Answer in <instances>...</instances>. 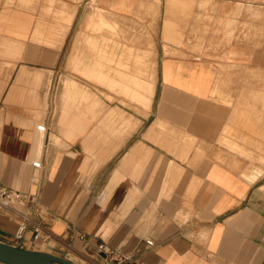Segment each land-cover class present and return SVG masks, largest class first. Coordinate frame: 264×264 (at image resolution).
Wrapping results in <instances>:
<instances>
[{
	"label": "crops",
	"instance_id": "1",
	"mask_svg": "<svg viewBox=\"0 0 264 264\" xmlns=\"http://www.w3.org/2000/svg\"><path fill=\"white\" fill-rule=\"evenodd\" d=\"M10 2L0 185L50 236L18 241L0 213V242L74 264H264V3Z\"/></svg>",
	"mask_w": 264,
	"mask_h": 264
},
{
	"label": "built area",
	"instance_id": "2",
	"mask_svg": "<svg viewBox=\"0 0 264 264\" xmlns=\"http://www.w3.org/2000/svg\"><path fill=\"white\" fill-rule=\"evenodd\" d=\"M35 166H37V164H35ZM19 200L20 196L18 193L0 185V213L19 219V225L15 232L16 240H21L28 226H31L32 241L45 243L49 239V231L44 229L42 226L33 223L27 215L20 211L17 206ZM146 243L149 246L152 245L149 241ZM98 251L105 254L109 252L104 245H99Z\"/></svg>",
	"mask_w": 264,
	"mask_h": 264
},
{
	"label": "water",
	"instance_id": "3",
	"mask_svg": "<svg viewBox=\"0 0 264 264\" xmlns=\"http://www.w3.org/2000/svg\"><path fill=\"white\" fill-rule=\"evenodd\" d=\"M0 264H74L63 258L0 242Z\"/></svg>",
	"mask_w": 264,
	"mask_h": 264
},
{
	"label": "bare ground",
	"instance_id": "4",
	"mask_svg": "<svg viewBox=\"0 0 264 264\" xmlns=\"http://www.w3.org/2000/svg\"><path fill=\"white\" fill-rule=\"evenodd\" d=\"M94 5H95V4H94ZM138 6H139V5H138ZM143 6H144V5H143ZM50 7H51V6H50ZM51 8H52V7H51ZM98 9H99V8H98ZM43 11L45 12V10H43ZM105 12H106V11H105ZM46 13H48V12H46ZM46 13H45V14H46ZM48 14H49V13H48ZM48 14H46V15H48ZM53 15H55V14H53ZM55 17H56V16H55ZM57 17H58V16H57ZM61 17H62V20H63V18H64L65 16H64V17L61 16ZM119 17H120V16H119ZM65 18H67V17H65ZM67 23H68V22H67ZM99 23H100V22H98V23H92V22H91V24H95V25H96V24H99ZM62 24H63V23H62ZM87 25H88V24H87ZM152 25H153V24H152ZM87 27H88V26H87ZM53 29H54V28H53ZM51 31H52V30H51ZM87 31H89V30H87ZM94 31H95V30H94ZM96 31H97V29H96ZM96 33H98V32H96ZM90 34H92V33H90ZM94 35H95V34H94ZM86 36H87V35H86ZM81 37H82V36H81ZM89 37H90V36H89ZM82 38H83V37H82ZM99 38H100V37H99ZM28 40H29V39H28ZM94 40H95V39H94ZM30 41H31V40H30ZM90 41H91V40H90ZM90 41H89V42H90ZM98 41H99V40H98ZM105 41H106V40L104 39V42H105ZM44 42H45V41H44ZM51 42H52V41H51ZM87 42H88V39H87ZM91 42H92V41H91ZM91 42H90V43H91ZM101 42H103V41H101ZM35 43H36V42H35ZM78 43H79V42H78ZM92 43H94V41H93ZM92 43H91V44H92ZM95 43H97V41H95ZM47 44H48V43H47ZM85 44H86V42H85ZM88 44H89V43H88ZM100 45H101V43H100ZM103 45H104V44H103ZM73 46H74V45H73ZM89 46H90V45H89ZM98 46H99V43H98ZM101 46H102V45H101ZM101 46H100V47H101ZM112 46H113V45H112ZM154 46H155V45H154ZM90 48H91V47H90ZM91 49H92V48H91ZM88 50H89V49H88ZM92 50H93V49H92ZM96 50H97V49H96ZM101 50H102V47H101ZM76 51H77V50H76ZM103 52H104V50H103ZM77 53H78V52H76V55H77ZM99 53H100V56H99V55H97V56H99L100 58H98V57L96 56V57L99 59V60L97 59L98 61H100V59L102 58V57H101V52H99ZM97 54H98V52H97ZM71 55H72V54H71ZM75 57H76V56H74L73 58H75ZM76 58H77V57H76ZM76 58H75V59H76ZM75 59H74V60H75ZM103 59H104V58H103ZM103 59H101V60L103 61ZM78 60H79V58H78ZM93 60H94V59H93ZM104 60H105V59H104ZM112 60H113V59H112ZM103 62H104V61H103ZM106 62H107V61H106ZM108 62H110V61H108ZM72 63H73V61H72ZM77 63H78V62H77ZM79 63H80V62H79ZM113 63H114V60H113ZM113 63H111V64H113ZM73 64H74V63H73ZM96 64H97V63H96ZM98 64H99V63H98ZM75 65H76V64H75ZM75 65H74V66H75ZM77 65H78V64H77ZM77 65H76V66H77ZM81 65H82V60H81V64H80V66H81ZM84 65H86V63H85ZM84 65H83V66H84ZM72 66H73V65H72ZM78 66H79V65H78ZM80 66H79V67H80ZM66 67H67V66H66ZM68 67H69V66H68ZM87 67H88V66H87ZM97 67H98V66H97ZM73 68H74V67H73ZM85 68H86V67H85ZM120 68H121V67H120ZM124 68L126 69L127 67H124ZM23 69H24V68H23ZM67 69H68V68H67ZM86 69H87V68H86ZM91 69H92V71H93V67H92ZM91 69H90V70H91ZM123 70H124V69H123ZM126 70H127V69H126ZM77 72H79V71H77ZM85 72H88V74L90 73L89 71H85ZM127 72H128V70H127ZM80 73H81V72H80ZM82 73H84V69H83V72H82ZM91 73H92V75L94 74L93 72H91ZM85 74H86V73H85ZM97 74H98V72H97ZM97 74H96V76H97ZM118 74H119V73H118ZM99 75H102V74L99 72ZM120 75H121V74H119V76H120ZM69 76H70V75H69ZM90 76H91V75H90ZM94 76H95V75H94ZM96 76H95V77H96ZM119 76H118V77H119ZM122 76H127V75H122ZM75 77H76V76H75ZM85 77H86V76H85ZM127 77H128V76H127ZM127 77H125V78L127 79ZM97 78H98V77H97ZM106 78H107V76H106ZM121 78H123V77H121ZM88 79H89V77H88ZM104 79H105V77H104V75H103V80H100V81L96 80V82H101V81H102V82H104V81L107 82V80H104ZM108 79H109V78H108ZM119 79H120V78H119ZM68 80H69V79H67L66 81H68ZM76 80H77V79H76ZM111 80H112V79H111ZM120 80H121V79H120ZM93 81H94V80H93ZM121 81H122V80H121ZM106 82H104V83H106ZM123 82H125L124 79H123ZM104 83H103V84H104ZM108 83H109V84L106 83V86H107V85H112V84H110V81H109ZM134 83H135V82H134ZM66 84H67V83L64 84L65 86L63 85V86H64V87H63V91H64L65 89L67 90V87H69V86L66 85ZM71 84L73 85V87L75 86L74 83H71V82H70V85H71ZM98 84H99V83H98ZM119 84H120V83H119ZM128 84H129V81H128ZM137 84H138V83H137ZM104 85H105V84H104ZM134 85H136V84H134ZM66 86H67V87H66ZM78 86H79V85H78ZM78 86H77V87H78ZM112 86H113V85H112ZM112 86L109 87V88L112 89V88H113ZM137 86H138V85H137ZM65 87H66V88H65ZM73 87H72V88H73ZM77 87L75 86L74 88H77ZM80 87H81V86H79V88H80ZM115 87H116V86H115ZM69 88L71 89V87H69ZM79 88H78V89H79ZM83 88H85V87H83ZM107 88H108V87H107ZM118 88H119V87L114 88V89H118ZM123 88H124V87H123ZM119 89H120V88H119ZM126 89L128 90L129 87L126 88ZM68 90H69V89H68ZM68 90H67V92H68ZM124 90H125V89H124ZM140 90H141V89H140ZM80 91H81V90H80ZM82 91H83V90H82ZM87 91H89V90H87ZM133 91H134V90H133ZM65 92H66V91H65ZM83 92H84V91H83ZM83 92H82V93H83ZM89 92H90V91H89ZM120 92H121V90H120ZM127 92H128V91H127ZM127 92H126V93H127ZM134 92H135V91H134ZM68 93H69V92H68ZM68 93H67V94H68ZM78 93H79V92H78ZM84 93H86V92H84ZM123 93H124V92H123ZM129 93H130V91H129ZM88 94H89V93H88ZM130 94H131V96H133L132 93H130ZM130 94H129V95H130ZM137 94H139V93H137ZM125 95H126V94H125ZM76 96H77V95H76ZM87 96H88V95H87ZM141 96H142V95H141ZM82 97H83V96H82ZM143 97H144V96H143ZM73 98H74V97H73ZM75 98H76V97H75ZM78 98H79V97H78ZM87 98H88V97H87ZM97 98H98V97H97ZM135 98H136V96H135ZM139 98H141V97H138V99H139ZM76 99H77V98H76ZM130 99H131V98H130ZM94 100H95V99H94ZM96 100H97V99H96ZM73 101H74V100H73ZM97 103H98V102L96 101V104H97ZM99 103H100V101H99ZM102 103H103V102H102ZM93 104H95V103H93ZM97 105H99V104H97ZM97 105L95 106L96 108L98 107ZM104 106H105V105H104ZM130 106H131V105H130ZM99 107H100V106H99ZM91 109H92V108H91ZM94 114H95V113H94Z\"/></svg>",
	"mask_w": 264,
	"mask_h": 264
},
{
	"label": "rangeland",
	"instance_id": "5",
	"mask_svg": "<svg viewBox=\"0 0 264 264\" xmlns=\"http://www.w3.org/2000/svg\"><path fill=\"white\" fill-rule=\"evenodd\" d=\"M0 1H3V0H0ZM9 2H10V0H8ZM13 1V3H17L18 4V1L19 0H12ZM15 1V2H14ZM260 1H262L263 3H264V0H247V5H251V4H253V5H259L260 3ZM250 2H255V3H250ZM11 3V2H10ZM237 7V6H236ZM254 9H260L259 7H247V12H251V11H253ZM237 10H238V7H237ZM96 12L98 13V10L96 9ZM263 12H264V10H263ZM97 16H98V14H97ZM262 17H264V13L262 14ZM99 22V20H98V18H96V19H94L93 18V20H92V23H98ZM229 27L231 28V30L234 28V24L232 23V24H230L229 25ZM88 29L90 30V31H92V32H99V30H100V24H91L89 27H88ZM96 29H97V31H96ZM109 30H111L110 29V27L108 28ZM95 30V31H94ZM238 74H241V75H243L244 74V72H240V73H238ZM247 75H245V77L244 76H242V78H247V79H253V80H259V78L261 77V75H260V73H258V72H249V71H247V73H246Z\"/></svg>",
	"mask_w": 264,
	"mask_h": 264
}]
</instances>
